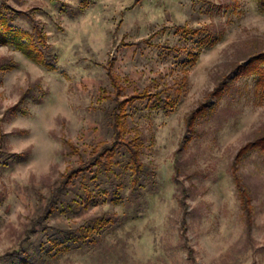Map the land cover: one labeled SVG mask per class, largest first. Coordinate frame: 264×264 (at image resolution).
Returning a JSON list of instances; mask_svg holds the SVG:
<instances>
[{
    "label": "rangeland",
    "instance_id": "374dc122",
    "mask_svg": "<svg viewBox=\"0 0 264 264\" xmlns=\"http://www.w3.org/2000/svg\"><path fill=\"white\" fill-rule=\"evenodd\" d=\"M32 19L46 34L44 48ZM3 20L54 68L0 45V65L14 66L0 70V264L20 257L28 264H264V154L252 150L239 162L251 196L249 229L229 173L238 149L264 126L253 76L231 73V62L264 48L257 0H0ZM207 26L221 30L212 45L201 44ZM199 48L191 65L188 53ZM107 67L119 78V99L146 89L175 101L125 107L120 137L137 138L150 174L137 189L105 115L116 93ZM224 75L228 90L189 137L185 114ZM28 87L34 98L43 94L40 101L27 97L25 112L12 114ZM101 141L115 145L106 166L61 187ZM47 204L52 213L39 223Z\"/></svg>",
    "mask_w": 264,
    "mask_h": 264
},
{
    "label": "trees",
    "instance_id": "16d2710c",
    "mask_svg": "<svg viewBox=\"0 0 264 264\" xmlns=\"http://www.w3.org/2000/svg\"><path fill=\"white\" fill-rule=\"evenodd\" d=\"M257 5L261 11H264V0H257ZM32 21L35 24V31L37 32L38 37L42 42V48H44L46 44V34L34 19H32ZM202 29L207 32L205 38L201 42L202 45H212L219 39L221 30L216 28L215 26H207ZM198 31V29L194 30V32ZM20 35L24 36L25 34H22L18 30L14 29L6 22V20H3L2 22L0 21V45L12 46L15 49L21 51L30 60L43 65L47 69H53V61L47 59V54L45 55L43 49L40 48V46L34 45L31 41L25 42L23 40V37ZM199 54L200 48L196 51L189 52L188 62L191 65L194 64L198 59ZM13 67L14 66L12 64H8L5 66L0 65V70L5 71L8 69H12ZM231 69V73L234 72V77L252 75L254 78L255 93H258L259 96L264 98V48L250 53V55L246 59L231 62ZM107 73L111 81V85L115 89L116 93L114 97H112L114 105L110 111H105V115L115 131V136L119 137V142L125 147L126 151L129 154V162L132 171L131 186L133 189H137L141 181L150 179V174L145 170L144 164L141 160L140 150L138 147V143L136 142L137 138L134 137L131 139H125L120 137L122 132L125 130V118L127 116L125 107L134 100L147 99L148 101L156 102L157 105L154 104L153 107H160L158 106V104H163L164 107L172 108L175 105V101L166 97L162 98L158 95V93H151L146 89L140 93H134L126 98L119 99V91L122 89L118 81L119 78L112 72L110 67H107ZM180 81V86L186 84L187 73L181 76ZM230 81L231 79L229 78V75L222 76V78L219 79L215 86L211 90L206 92L204 99L199 101L196 106L191 108L185 114V132L189 133V137H191L192 133L195 131V125L197 121L214 108V104L211 101L214 99H219L228 90ZM42 95L39 96V98L32 97V94L30 93V87H28L20 95L18 101L9 109V111L12 112V114L16 113L17 111L25 112V110L21 108V104L26 100V98L32 97L34 101H40ZM153 98L155 100H152ZM189 137H187L186 139H188ZM98 145L102 146L101 151L94 154L91 157L90 161H83L79 167L69 170V172H67L63 176L60 182L61 187L67 185L80 173H83L91 167H95L98 165L106 166L107 161L115 152V145H107L104 141L99 142ZM252 150H257L259 153L264 154V126L258 128L255 131L252 140L247 141L238 149L234 161L229 165L231 181L234 185L247 229L251 228V225L253 224L252 203L247 186L245 185L239 172V162L245 154L249 153ZM23 155L25 154H19L18 156L25 157ZM178 173L179 166L175 165V174L173 175L174 181L178 180ZM184 191L185 190H183V192ZM184 195L185 194L183 193V197ZM180 204L186 208V204L184 203V201H181ZM51 213L52 208L50 204H47L45 206L43 214L39 217L38 222L47 219ZM183 213V217L180 220V227L182 234L185 235L187 230V222L185 219L186 209H184ZM61 231L68 234L71 233L64 230ZM56 244H60V241H58ZM18 253L15 254L19 255ZM20 264H28V260L25 257H20Z\"/></svg>",
    "mask_w": 264,
    "mask_h": 264
}]
</instances>
